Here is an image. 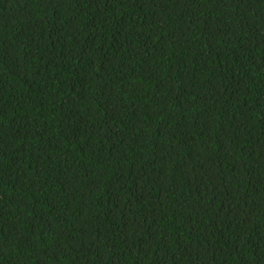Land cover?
I'll return each mask as SVG.
<instances>
[{
  "label": "trees",
  "instance_id": "trees-1",
  "mask_svg": "<svg viewBox=\"0 0 264 264\" xmlns=\"http://www.w3.org/2000/svg\"><path fill=\"white\" fill-rule=\"evenodd\" d=\"M0 264H264V0H0Z\"/></svg>",
  "mask_w": 264,
  "mask_h": 264
}]
</instances>
